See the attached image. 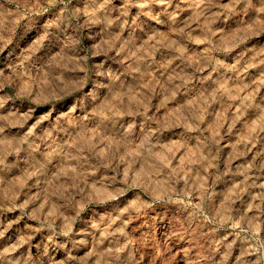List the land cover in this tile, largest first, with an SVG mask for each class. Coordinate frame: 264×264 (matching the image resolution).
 Instances as JSON below:
<instances>
[{
    "label": "clouds",
    "instance_id": "9594fccd",
    "mask_svg": "<svg viewBox=\"0 0 264 264\" xmlns=\"http://www.w3.org/2000/svg\"><path fill=\"white\" fill-rule=\"evenodd\" d=\"M0 264H264V0H0Z\"/></svg>",
    "mask_w": 264,
    "mask_h": 264
}]
</instances>
